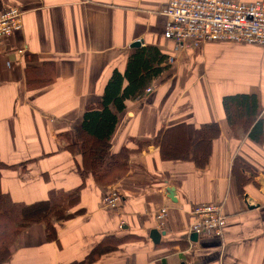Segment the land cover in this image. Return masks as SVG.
I'll list each match as a JSON object with an SVG mask.
<instances>
[{
	"label": "crops",
	"instance_id": "0c3cea01",
	"mask_svg": "<svg viewBox=\"0 0 264 264\" xmlns=\"http://www.w3.org/2000/svg\"><path fill=\"white\" fill-rule=\"evenodd\" d=\"M168 1L0 0V12H23L22 30L0 42V161L11 165L0 188L32 204L83 186L69 213L84 209L57 222L58 241L46 239L43 224L25 230L2 264H70L92 253L87 264H264V135L250 136L264 121V46L184 49L164 36L169 20L160 10ZM144 46L173 62L126 101L111 149L129 150L128 171L101 185L81 170L78 146L68 145L77 142L86 105L100 101L113 72L125 74ZM28 67L36 70L31 79L51 80L30 85ZM235 94L257 96L254 124L231 128L223 99ZM212 123L220 135L202 167L192 158L195 138ZM112 190L121 196L116 209L105 205ZM207 203L221 205L227 223L221 235L194 239L190 212Z\"/></svg>",
	"mask_w": 264,
	"mask_h": 264
},
{
	"label": "trees",
	"instance_id": "16d2710c",
	"mask_svg": "<svg viewBox=\"0 0 264 264\" xmlns=\"http://www.w3.org/2000/svg\"><path fill=\"white\" fill-rule=\"evenodd\" d=\"M35 58V56L33 57ZM168 56L156 46H144L130 57L125 74L115 70L109 79L99 102L88 103L82 123L78 127L77 142L68 145L75 149L78 146L83 172H91L98 184L110 185L120 180L128 171L129 150L122 148L113 153L111 138L116 130L119 114L126 109V101L140 96L155 78L168 68ZM45 65V63H44ZM36 70L26 69L28 79ZM42 72L41 70H39ZM30 85H41L40 77L30 78ZM228 121L232 129L250 126L255 123L258 114L256 95L235 94L223 99ZM220 135L217 123L206 124L198 131L195 138L193 159L200 166H205L209 158L210 142ZM264 135V121L259 120L252 127L250 136L260 140ZM11 168L0 161V182L4 169ZM83 186L72 191L52 190L47 200L32 204L14 202L9 194L0 188V264L10 257V245L31 226L43 224L45 237L49 241H58L56 224L59 221L72 219L75 214H82L84 209L69 213L80 202ZM93 259V253L82 262L70 264H87Z\"/></svg>",
	"mask_w": 264,
	"mask_h": 264
},
{
	"label": "built area",
	"instance_id": "2783aa9c",
	"mask_svg": "<svg viewBox=\"0 0 264 264\" xmlns=\"http://www.w3.org/2000/svg\"><path fill=\"white\" fill-rule=\"evenodd\" d=\"M160 12L169 20L164 36L184 49H199L214 41L264 46V0H169ZM22 17L18 7L0 12V42L22 30ZM120 201L116 190L105 197V205L110 209L118 208ZM166 210L163 208L158 213V220L164 219ZM190 213V231L199 235L223 233L227 217L218 203L195 206Z\"/></svg>",
	"mask_w": 264,
	"mask_h": 264
},
{
	"label": "water",
	"instance_id": "95a60500",
	"mask_svg": "<svg viewBox=\"0 0 264 264\" xmlns=\"http://www.w3.org/2000/svg\"><path fill=\"white\" fill-rule=\"evenodd\" d=\"M140 45H141V43H140L139 41H137V42H135V43L133 44V46H136V47H139ZM170 193H171V194H170L171 198L175 200V198H174V191L171 190ZM161 236H162V232H160V231L157 230V229H154V230L151 232V237H152V239L154 240L155 243H159V242H160ZM198 237H199V234L196 233V232H193V234H192V238L196 239V238H198Z\"/></svg>",
	"mask_w": 264,
	"mask_h": 264
},
{
	"label": "rangeland",
	"instance_id": "374dc122",
	"mask_svg": "<svg viewBox=\"0 0 264 264\" xmlns=\"http://www.w3.org/2000/svg\"><path fill=\"white\" fill-rule=\"evenodd\" d=\"M239 1H245V2H250L251 0H239ZM254 1V0H252ZM221 235V234H220Z\"/></svg>",
	"mask_w": 264,
	"mask_h": 264
}]
</instances>
